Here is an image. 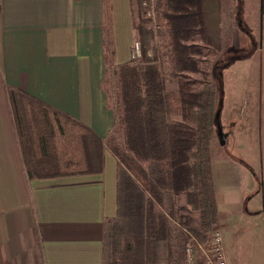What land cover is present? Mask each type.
Listing matches in <instances>:
<instances>
[{
    "label": "crops",
    "instance_id": "obj_1",
    "mask_svg": "<svg viewBox=\"0 0 264 264\" xmlns=\"http://www.w3.org/2000/svg\"><path fill=\"white\" fill-rule=\"evenodd\" d=\"M262 12L259 39L243 22L240 26L252 33L253 91H245L237 121L227 113L232 128L224 131L225 143L217 127L210 143L223 239L231 212H264V203L249 207L263 186L239 199L232 191L238 170L254 174V165L264 159V0ZM134 22L133 0H0V264H104L106 222L118 213L119 164L109 145L116 112L104 81L109 61L120 65L132 59ZM11 89L90 128L102 141V171L31 178ZM236 133L247 134L248 143L238 145L248 154L227 148ZM167 264H189L188 253L185 262Z\"/></svg>",
    "mask_w": 264,
    "mask_h": 264
},
{
    "label": "trees",
    "instance_id": "obj_2",
    "mask_svg": "<svg viewBox=\"0 0 264 264\" xmlns=\"http://www.w3.org/2000/svg\"><path fill=\"white\" fill-rule=\"evenodd\" d=\"M156 1L178 84L168 89L146 49L142 61L118 67L126 150L113 148L119 161L118 213L106 222L104 264L185 262L192 238L207 241L218 223L210 153L216 89L192 74L201 71L204 47L220 48V27L209 8L214 1L219 9L220 0ZM151 6L148 2V10ZM134 27L137 31L136 21ZM9 95L31 178L102 171V141L90 128L21 90ZM182 195L187 204H179ZM192 209L200 213L198 224Z\"/></svg>",
    "mask_w": 264,
    "mask_h": 264
},
{
    "label": "rangeland",
    "instance_id": "obj_3",
    "mask_svg": "<svg viewBox=\"0 0 264 264\" xmlns=\"http://www.w3.org/2000/svg\"><path fill=\"white\" fill-rule=\"evenodd\" d=\"M214 3L216 2L212 1L209 8L215 10L211 16L216 19L214 24L216 25L218 23L220 27V48H214L212 45L204 47L200 64L201 71L193 73L192 76L204 82H211L214 85L216 89V106L218 101V105L222 102L219 122L224 133V131L228 132L232 128L228 126L232 122L227 120V113L235 117V121L242 116L240 111L242 107L244 108L247 101V93L249 94V92L252 93L253 91L254 71L257 67V63H254L250 59L253 50L252 33L249 34L243 30L239 22L242 20L245 26L255 34V38L259 39L262 31L263 12L262 0H220L219 9L216 8V4ZM133 5L134 18L138 27L136 41L140 44V55L132 61L135 64L142 61V51L146 49L149 53V58L161 66L160 68L163 77L166 79L168 89L170 91L174 90L177 88L178 83L171 76L169 64L170 53L167 47V28L164 20L159 18V1L155 0L150 10H148L144 0H133ZM153 9L155 12H153ZM150 16L153 18L148 20L147 18ZM141 27L144 29L143 33ZM197 42L203 43L200 39ZM118 67L119 65L112 64L109 61L104 81V87L108 92L110 104L116 112V125L112 132L109 145L112 149L118 147L126 150L124 126L121 122L122 114L118 88ZM197 85L198 87H202L204 84L199 81ZM234 107L236 111L233 110ZM215 133L216 126H214L213 135ZM246 137V133H236L234 139L236 140L235 144L233 145L231 141L227 148L235 151L234 154H248L247 151H244L246 147L238 145L241 142L247 144ZM215 142L218 145L217 138ZM257 153V156L260 157L261 152L257 151ZM254 166L253 172L257 177L247 169L245 171L239 169L237 173V184L235 183V186H232L234 187L232 191L235 193L233 195L237 199L240 196L255 193L263 186L259 194H256L255 198L250 202L249 207L251 209L260 208L264 203L263 157ZM230 196L232 195L230 194ZM178 202L179 204H187L186 197L183 195L180 196ZM189 207L192 208L191 206ZM191 215L195 219L193 223L198 224L200 222L199 211L192 209ZM229 224L230 226L224 231L225 237L222 240L223 258L227 264H264V212L255 216H250L245 213L238 214L236 211L231 212ZM216 230H219L222 234L220 224L214 225L213 229L207 233V241L200 242L192 238L191 247L193 258L190 264L216 263V253L209 250L212 246L210 241L212 239V233Z\"/></svg>",
    "mask_w": 264,
    "mask_h": 264
},
{
    "label": "built area",
    "instance_id": "obj_4",
    "mask_svg": "<svg viewBox=\"0 0 264 264\" xmlns=\"http://www.w3.org/2000/svg\"><path fill=\"white\" fill-rule=\"evenodd\" d=\"M148 2H155V0H144V3L146 6H148ZM140 55V44L139 42H135L134 48H133V53H132V59H136L137 56ZM222 234L219 230H216L215 232L212 233V239L210 240L212 243L211 248L209 249L211 252L214 251L216 253V263L212 262L211 264H227L226 260L223 258V251H222ZM187 253H188V262L192 261L193 258V252H192V247L191 245H188L187 247Z\"/></svg>",
    "mask_w": 264,
    "mask_h": 264
},
{
    "label": "water",
    "instance_id": "obj_5",
    "mask_svg": "<svg viewBox=\"0 0 264 264\" xmlns=\"http://www.w3.org/2000/svg\"><path fill=\"white\" fill-rule=\"evenodd\" d=\"M239 24H240V26H242V20H240ZM221 104H222V102L218 106L216 114H215V117H216L215 123H216V127H217L218 136L221 139V143L224 144L225 143V136H224V133L222 131V127H221L220 122H219L220 114H221Z\"/></svg>",
    "mask_w": 264,
    "mask_h": 264
}]
</instances>
